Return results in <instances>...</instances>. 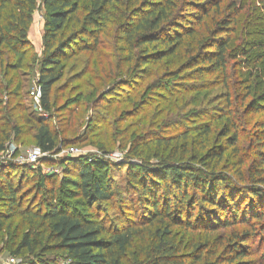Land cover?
I'll return each mask as SVG.
<instances>
[{"label": "trees", "instance_id": "16d2710c", "mask_svg": "<svg viewBox=\"0 0 264 264\" xmlns=\"http://www.w3.org/2000/svg\"><path fill=\"white\" fill-rule=\"evenodd\" d=\"M40 5L46 9L45 32L36 59L27 35L37 1L0 0V153L27 136L45 156L74 144L63 136L74 110L60 111H66L62 124L64 115L53 106L54 87L70 49L97 53L101 36L116 20L121 29L116 43L127 65L118 83L132 85L137 77L154 75L149 65L163 67L167 61L155 90L170 94L176 84L187 85L176 78L190 76L202 122L165 123L172 134L137 138L121 163L71 157L87 206H97L93 216L54 198L62 184L55 176L0 164L1 250L20 264H264V0H40ZM19 71L34 76L47 119L26 104L27 80L18 79ZM96 91L92 87L88 95ZM191 135L199 141L195 153ZM244 140L254 146L252 161L244 154ZM151 143L163 152L151 156ZM98 168L117 173L121 182L111 176L102 187L94 179ZM31 175L36 179L28 180ZM44 192L49 199L37 209ZM116 198L120 215L100 219L98 205Z\"/></svg>", "mask_w": 264, "mask_h": 264}, {"label": "rangeland", "instance_id": "374dc122", "mask_svg": "<svg viewBox=\"0 0 264 264\" xmlns=\"http://www.w3.org/2000/svg\"><path fill=\"white\" fill-rule=\"evenodd\" d=\"M36 1L37 9L32 14V24L27 40L32 48L31 54H34L36 59H40L42 38L45 32L46 9L40 5V0ZM118 24L119 22L116 20L115 24L109 25L106 35L101 36L100 39L103 43L97 53L93 55L89 53L76 54V47L70 49L73 53L64 63L63 77L54 87L53 106L59 110L56 112L57 114L64 115L59 119L63 121L62 124L66 122V111H60L63 108L67 109L69 113L74 110L70 122L63 127L65 128L64 138H68L70 141L74 140V144L70 141V143L64 144L58 155L42 156L39 153L40 161L34 165L40 169L43 175L50 177L49 179L55 176L58 183L62 181L59 190L58 184L56 185L57 195L54 198L59 203L65 202L75 213L92 215L95 214L97 206L92 209L87 206V201L82 195V188L78 185L79 178L73 173L76 169L68 161L71 157H77L76 160L86 157L102 158L121 163L125 160L128 149L135 144L137 138L141 139L147 134L154 133L163 137L172 134L173 130L168 129V125H164L165 123L169 124L172 121L177 123L182 120L185 126L194 127L202 122L197 116L199 96H194V93L191 92V85L195 83L186 80L190 76L185 74V76L175 79L187 85L176 84L173 87L175 88L172 91V93L175 92L173 95L172 93L166 94L162 90H155L153 84L158 80L163 82L162 79L156 80V77L164 76V67L168 65L167 61H162L163 67L149 65L148 69L154 75L137 77L132 85L125 87L118 83L127 69V65L123 61L126 52L121 50V46L116 43L119 30H121L118 29ZM24 72H18V79L27 80L25 83L27 87L22 91V96L31 111L38 114L36 101L31 95L35 89L34 76L26 75ZM197 84L199 85V82ZM92 87L97 88V91L94 96H89ZM110 87L113 89L107 92L106 90ZM132 88L134 89L132 90ZM95 101L97 102L93 105ZM116 120H119L116 122L117 124L114 123ZM219 129V125L215 124L216 134ZM190 138V152L195 153L199 149V141L197 138H192V135ZM244 142V154L252 161L255 157L254 146L245 140ZM6 147L8 156H10L9 160L15 163L21 159L23 162L21 166H28L24 164L26 160L33 158L38 152L30 136H27L22 144H9ZM149 148L151 156L163 152V147H157L154 143H151ZM70 149H73L74 152H68ZM101 149L106 153H103ZM48 157L50 161L43 162L44 158ZM151 162H156V158L151 157ZM66 166H70L69 174L64 172ZM122 167L120 171L121 174H124L125 169ZM229 168L227 174L231 175L232 172L229 171ZM111 176L115 183L121 182L117 173L101 168L94 171V179L102 187L106 185L107 179ZM32 179L36 178L31 175L28 180ZM126 198L124 193L120 196L122 200ZM48 199V195L45 192L42 193L37 199L39 201H36V208H43V203ZM120 199L116 198L99 204L100 214L98 216L100 219H114L119 216ZM0 255L3 259L9 256L1 250V246ZM20 261L17 259L15 264H20Z\"/></svg>", "mask_w": 264, "mask_h": 264}, {"label": "built area", "instance_id": "2783aa9c", "mask_svg": "<svg viewBox=\"0 0 264 264\" xmlns=\"http://www.w3.org/2000/svg\"><path fill=\"white\" fill-rule=\"evenodd\" d=\"M32 97H34V100L36 101V104H37V113H38V116L43 118V119H47V115L44 114L40 108V103H39V91H38V88L35 87L34 91L31 93ZM7 148V147H6ZM68 152H74L73 149H70ZM40 150L38 149V152L33 156V158L29 159V160H26V162L24 163L25 165H28V166H31L32 168H36V166H34L35 164H37V162L40 161ZM42 154V153H41ZM44 154H42L43 156ZM10 156H8V153H7V149H5V151L1 152L0 153V164H8V163H11V164H16L17 165H21L23 164V162L21 161V159H18L19 162H15V163H12L13 161H10ZM16 263V259L15 258H12L10 256L6 257V259H3L0 255V264H15Z\"/></svg>", "mask_w": 264, "mask_h": 264}]
</instances>
